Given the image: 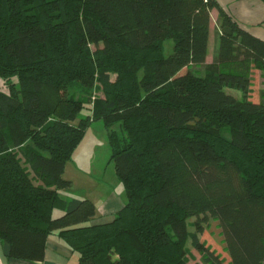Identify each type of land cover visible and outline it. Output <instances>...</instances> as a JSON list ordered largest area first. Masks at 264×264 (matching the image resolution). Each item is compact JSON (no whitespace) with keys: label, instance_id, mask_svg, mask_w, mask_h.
<instances>
[{"label":"trees","instance_id":"1","mask_svg":"<svg viewBox=\"0 0 264 264\" xmlns=\"http://www.w3.org/2000/svg\"><path fill=\"white\" fill-rule=\"evenodd\" d=\"M214 7L220 45L206 63ZM0 80L10 258L44 259L57 233L78 264H189L197 217L192 244L205 264H264V40L215 0H0ZM95 121L128 196L103 223L91 222L93 200L60 193ZM208 214L223 254L200 239Z\"/></svg>","mask_w":264,"mask_h":264},{"label":"rangeland","instance_id":"2","mask_svg":"<svg viewBox=\"0 0 264 264\" xmlns=\"http://www.w3.org/2000/svg\"><path fill=\"white\" fill-rule=\"evenodd\" d=\"M173 40L165 41V53L168 55L172 52ZM113 78L115 77L112 75ZM4 80H0V88H6ZM257 84V82H255ZM228 90V89H227ZM96 93L92 94L91 101L84 105L81 116L93 114L95 108ZM120 133L121 126L119 123L113 125L112 130ZM227 134V133H226ZM68 168L65 178H74V185L68 189L71 196L91 197L93 189L98 193H102L100 199L105 200L107 190H114L112 199L123 196L127 197V191L122 181L117 176L115 161L112 158V148L109 143L108 130L104 127L102 121H95L87 131L84 139L79 147L74 152L72 160L68 161ZM83 189H90L89 193H84ZM81 194V195H80ZM111 196V195H110ZM62 212H56L55 216ZM197 217L188 219V230L190 237L187 240L186 247L188 248L187 260L189 264H205L203 262L202 253L193 246L191 236L197 232L196 228ZM204 232L200 234L201 241H205L211 247L219 250L221 253L224 250L223 233L220 226V221L208 214L207 219L203 222ZM223 254V253H222ZM225 255V254H224ZM226 262L227 258L225 256Z\"/></svg>","mask_w":264,"mask_h":264},{"label":"crops","instance_id":"3","mask_svg":"<svg viewBox=\"0 0 264 264\" xmlns=\"http://www.w3.org/2000/svg\"><path fill=\"white\" fill-rule=\"evenodd\" d=\"M218 5L228 13L234 21L241 25L245 30L258 38L264 40V0H215ZM220 10L218 7H214L211 10L210 20V35L208 42V53L206 63H212L217 55L220 45ZM228 91L236 96H241V92L228 88ZM92 126V125H91ZM90 126V127H91ZM89 127V128H90ZM105 127V126H104ZM87 129V131L89 130ZM87 133V132H86ZM81 144V143H80ZM79 147V146H78ZM68 162L66 164L65 173L67 172ZM74 185V178H69ZM90 189H83L84 193H89ZM92 196L88 197L93 200L97 207V212L92 223H103L110 221L114 215L126 204L127 197L119 196L116 199H112L114 190H107V196L105 200L100 199V193H96L95 189L91 190ZM63 197H75L79 199L86 198L85 196H71L68 189L60 191ZM81 195V194H80ZM111 195V196H110ZM61 212V211H57ZM10 251V245L0 239V264H78L80 254L72 248L58 236L57 233L51 234L48 237L46 244L45 257L42 260H26L10 258L8 256Z\"/></svg>","mask_w":264,"mask_h":264}]
</instances>
